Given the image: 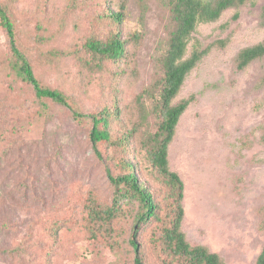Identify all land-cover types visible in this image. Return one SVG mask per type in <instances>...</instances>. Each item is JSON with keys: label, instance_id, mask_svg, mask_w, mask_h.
<instances>
[{"label": "rangeland", "instance_id": "obj_1", "mask_svg": "<svg viewBox=\"0 0 264 264\" xmlns=\"http://www.w3.org/2000/svg\"><path fill=\"white\" fill-rule=\"evenodd\" d=\"M0 3L41 83L86 115L109 109L113 139L98 145L99 158L92 118L76 119L70 108L36 97L11 68L0 24V264H138L128 239L139 200L123 202L111 236L90 215L96 202L112 203L107 169L121 175L128 162L160 206L159 218L142 228L140 264H180L159 239L173 198L151 161L150 141L163 119L158 100L175 25L170 0ZM263 11L264 0H255L199 24L187 56L195 47L210 51L173 101L195 97L169 145L170 167L185 185L182 228L224 264H255L264 245V57L237 65L243 48L264 41ZM114 12L124 13L122 24L112 22ZM117 28L126 41L121 59L88 49L90 39Z\"/></svg>", "mask_w": 264, "mask_h": 264}, {"label": "trees", "instance_id": "obj_2", "mask_svg": "<svg viewBox=\"0 0 264 264\" xmlns=\"http://www.w3.org/2000/svg\"><path fill=\"white\" fill-rule=\"evenodd\" d=\"M255 0H170V9L174 20V28L171 31L166 56L164 58L163 87L160 92L159 104L163 113V119L159 128L150 138L151 161L166 178L170 186L173 208L168 212L167 218L161 226L159 239L174 259L180 264H224L220 254L211 251L203 244H191L182 228L185 214L183 206L184 182L178 172L170 167L169 145L173 141L177 125L183 113L188 109L195 97L192 94L173 104L179 94L188 75L209 53L210 46L205 48L195 47L187 56L188 46L192 34L201 23L214 22L229 8L240 7ZM264 14V11H263ZM112 22L122 24L123 12H114L109 15ZM238 17V13L234 18ZM0 24L5 28L11 48L13 61L11 68L24 81L29 83L35 91L37 98H48L58 104L73 110L76 119L92 118L94 126L91 132V140L94 143L96 155L102 158L98 148L101 143L113 142L109 130L110 110L103 109L99 113L86 115L73 107L67 94L55 88L45 86L38 78L34 66L17 44L15 24L8 10L0 3ZM121 31L117 28L107 39L92 38L87 42V47L103 58L117 61L125 54L126 41L122 39ZM264 57V41L256 45L243 48L237 57L239 69L246 68L254 60ZM264 80V77H263ZM42 114L49 116L45 108ZM103 126V128H102ZM1 164V161H0ZM128 164V172L114 175L111 169L107 174L113 187V199L109 205L96 202L91 206V219L100 229H104L110 236L113 232L112 225L122 213L123 202L135 198L141 205L136 222L129 236V243L136 254V262L141 263L140 254L142 245L140 235L142 228L152 219L159 218L160 206L156 203L153 194L142 185L132 163ZM116 241L112 243L115 246ZM255 264H264V245Z\"/></svg>", "mask_w": 264, "mask_h": 264}]
</instances>
